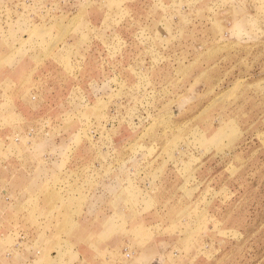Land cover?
I'll return each instance as SVG.
<instances>
[{"label":"rangeland","instance_id":"374dc122","mask_svg":"<svg viewBox=\"0 0 264 264\" xmlns=\"http://www.w3.org/2000/svg\"><path fill=\"white\" fill-rule=\"evenodd\" d=\"M0 264H264V0H0Z\"/></svg>","mask_w":264,"mask_h":264}]
</instances>
